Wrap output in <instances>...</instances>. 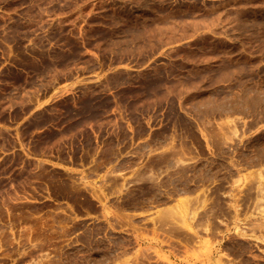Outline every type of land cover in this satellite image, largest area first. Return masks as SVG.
<instances>
[{
  "label": "rangeland",
  "instance_id": "obj_1",
  "mask_svg": "<svg viewBox=\"0 0 264 264\" xmlns=\"http://www.w3.org/2000/svg\"><path fill=\"white\" fill-rule=\"evenodd\" d=\"M122 256L264 264V0H0V264Z\"/></svg>",
  "mask_w": 264,
  "mask_h": 264
},
{
  "label": "crops",
  "instance_id": "obj_2",
  "mask_svg": "<svg viewBox=\"0 0 264 264\" xmlns=\"http://www.w3.org/2000/svg\"><path fill=\"white\" fill-rule=\"evenodd\" d=\"M112 200L110 201V205L109 206H106V208H112ZM164 212L167 211L168 209H163ZM137 212H144L143 211V206L140 207V210H138ZM127 218L131 221L134 222V224H130V225H127V227H125V229H123L121 231V234L124 235L125 237H128V238H132V239H137V237L139 238V243H141L142 245H144L145 243L147 242H144L145 241V234H148L147 232H149V234H151V231H149L151 229L150 226H146L145 224V218H141L139 216H127ZM138 221V222H137ZM111 226L113 225V222L110 223ZM181 248V247H180ZM183 250H187V244H185L183 247ZM167 249H171V247H168L167 246ZM174 249V247H173ZM120 260L119 261H113L111 262L110 264H124L127 260L125 259H128V256H122L119 258Z\"/></svg>",
  "mask_w": 264,
  "mask_h": 264
},
{
  "label": "bare ground",
  "instance_id": "obj_3",
  "mask_svg": "<svg viewBox=\"0 0 264 264\" xmlns=\"http://www.w3.org/2000/svg\"><path fill=\"white\" fill-rule=\"evenodd\" d=\"M258 219H259V218H258ZM259 222H260V220H259ZM259 222H258V223H259ZM261 222H263V220H262ZM261 224H262V223H261Z\"/></svg>",
  "mask_w": 264,
  "mask_h": 264
}]
</instances>
